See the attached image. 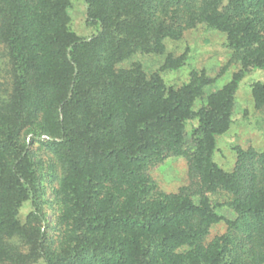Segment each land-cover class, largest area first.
Here are the masks:
<instances>
[{
	"label": "trees",
	"instance_id": "16d2710c",
	"mask_svg": "<svg viewBox=\"0 0 264 264\" xmlns=\"http://www.w3.org/2000/svg\"><path fill=\"white\" fill-rule=\"evenodd\" d=\"M82 1L88 35L71 27V0H0V264H264V150L235 146L231 170L214 159L242 78L264 70V0ZM200 25L225 34L239 66L220 88L206 91L204 70L173 86L118 66L153 53L177 69L186 54L164 40ZM250 87L261 108L264 81ZM171 157L186 183L164 192L150 169Z\"/></svg>",
	"mask_w": 264,
	"mask_h": 264
},
{
	"label": "rangeland",
	"instance_id": "374dc122",
	"mask_svg": "<svg viewBox=\"0 0 264 264\" xmlns=\"http://www.w3.org/2000/svg\"><path fill=\"white\" fill-rule=\"evenodd\" d=\"M70 14L72 17L71 27L79 35H88L93 28L85 25V8L82 0H71ZM166 52L174 55L185 53L184 65L177 69H160L165 54H134L131 58L121 62L118 66L128 67L133 62H139L149 74L159 71L166 85L179 86L189 79L193 69L204 70L210 77L216 80L208 85L207 92L220 88L230 78L238 65L228 63L230 49L226 46L225 34L222 32L205 29L197 26L195 29L186 30L178 40L165 39ZM254 81H264V70H254L245 74L242 78L235 95L234 121L228 130L217 138V151L214 153L215 161L225 170H231L235 163V146L242 148L251 147L255 150H264V105L261 108L254 106V100L250 85ZM199 103V102H197ZM46 166V173H53L48 165L52 163L50 155L39 146H35ZM186 160L183 157H171L150 169V174L160 190L164 192H176L186 183ZM53 175H45L46 198L45 212L48 220L49 231L55 233L56 210L52 201L51 187ZM29 210V205L24 202L20 208V218L23 220ZM224 216L233 218L234 214L228 208H221ZM226 224L219 222L211 229L210 237L225 231ZM32 264H42L40 260Z\"/></svg>",
	"mask_w": 264,
	"mask_h": 264
}]
</instances>
